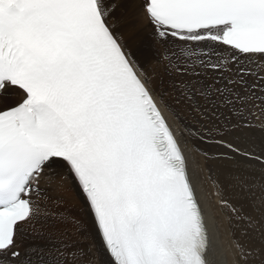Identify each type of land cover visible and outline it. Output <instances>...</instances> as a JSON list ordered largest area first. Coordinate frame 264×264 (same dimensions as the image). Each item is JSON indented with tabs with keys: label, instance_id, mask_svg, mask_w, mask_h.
<instances>
[{
	"label": "snow or ice",
	"instance_id": "snow-or-ice-1",
	"mask_svg": "<svg viewBox=\"0 0 264 264\" xmlns=\"http://www.w3.org/2000/svg\"><path fill=\"white\" fill-rule=\"evenodd\" d=\"M119 7L0 0V264H264V151L232 135L264 120V0H138L163 53L159 89ZM54 179L78 190L95 249L47 209ZM35 223L56 240L22 259Z\"/></svg>",
	"mask_w": 264,
	"mask_h": 264
},
{
	"label": "bare ground",
	"instance_id": "bare-ground-1",
	"mask_svg": "<svg viewBox=\"0 0 264 264\" xmlns=\"http://www.w3.org/2000/svg\"><path fill=\"white\" fill-rule=\"evenodd\" d=\"M109 2L112 3L113 0H109ZM115 2L122 5V7L116 9V18L118 21L117 27L120 34L123 35L126 41L129 52L132 54L133 59L138 63V65L152 78L153 86L159 89L161 86V78H164L162 60L163 53L161 46L152 38L151 29L147 26V22L145 21L142 13L136 7L138 0H115ZM9 92H14V98H18V93L14 90H10ZM14 98L13 101L15 100ZM5 101L6 100L3 97L4 103H13L12 100H9L10 102ZM252 123L254 125L253 127L243 129L239 132H243L247 135V132L250 129V131L264 129V120L253 119ZM234 133L232 135H234ZM199 147L204 151H207L210 156H213L221 151V149L203 143H200ZM187 148L192 150V155L197 162L198 168L203 167L205 165L204 158L202 155L193 150L191 142L188 143ZM222 163L225 162L216 160L207 161V164L212 167L213 171H215ZM221 179L223 180V177H221ZM42 186L47 189L48 195L51 196V199L46 204L47 209L50 211L59 210L69 218V222L66 227L69 229L71 238L73 237L72 240L75 241L82 249H95L97 241L92 237L91 229L89 227L90 221L86 213L83 211L81 199L77 195L78 190L73 187L71 182L61 183L55 179L50 185L44 184ZM204 187L206 192L210 191V188L207 185ZM225 196L235 199L236 192L226 187ZM214 200L215 197H213V202ZM70 210H73V213H70ZM74 211L76 213H74ZM72 219L80 220L88 230L84 233L76 232L75 226L71 223ZM237 235H239V232ZM50 239L56 240V235L51 229L44 227L41 223L26 225L24 234H22L18 240L21 258L24 259L26 257V253L31 249L45 247ZM221 239L227 240L226 233H222ZM94 259L99 261L101 257L97 254Z\"/></svg>",
	"mask_w": 264,
	"mask_h": 264
},
{
	"label": "rangeland",
	"instance_id": "rangeland-1",
	"mask_svg": "<svg viewBox=\"0 0 264 264\" xmlns=\"http://www.w3.org/2000/svg\"><path fill=\"white\" fill-rule=\"evenodd\" d=\"M13 93L14 92H8L5 94V96H7V97L11 96L12 98H14ZM5 96H4V98H5ZM8 100H10V99H8ZM15 101H16V99L13 101V103ZM249 131L247 132V135L243 132L234 133L233 137H239L238 142L240 143V146L242 148L252 149V150L257 151V152L264 151V129L252 130V131H250L251 133ZM257 132L262 133V134H259ZM69 212L73 213V210H70ZM74 213H76V212L74 211ZM71 239H73V237Z\"/></svg>",
	"mask_w": 264,
	"mask_h": 264
}]
</instances>
